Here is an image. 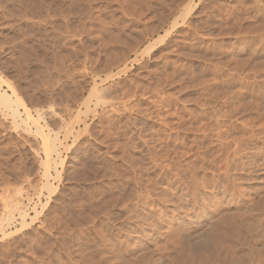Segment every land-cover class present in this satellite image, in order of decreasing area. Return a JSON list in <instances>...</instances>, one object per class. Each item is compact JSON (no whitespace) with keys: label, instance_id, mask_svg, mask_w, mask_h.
Returning a JSON list of instances; mask_svg holds the SVG:
<instances>
[{"label":"rangeland","instance_id":"obj_1","mask_svg":"<svg viewBox=\"0 0 264 264\" xmlns=\"http://www.w3.org/2000/svg\"><path fill=\"white\" fill-rule=\"evenodd\" d=\"M0 264H264V0H0Z\"/></svg>","mask_w":264,"mask_h":264},{"label":"bare ground","instance_id":"obj_2","mask_svg":"<svg viewBox=\"0 0 264 264\" xmlns=\"http://www.w3.org/2000/svg\"><path fill=\"white\" fill-rule=\"evenodd\" d=\"M0 99L3 101V103L7 104L12 109L14 115H20L18 107H15L13 105L14 100L10 97V95L7 94L6 90L1 87V84H0Z\"/></svg>","mask_w":264,"mask_h":264}]
</instances>
